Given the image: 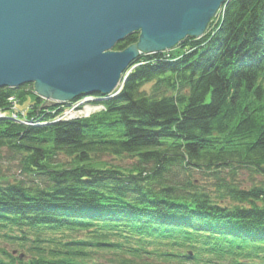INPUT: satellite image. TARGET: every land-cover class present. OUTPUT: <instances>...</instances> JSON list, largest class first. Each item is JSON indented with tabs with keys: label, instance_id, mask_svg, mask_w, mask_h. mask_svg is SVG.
<instances>
[{
	"label": "trees",
	"instance_id": "1",
	"mask_svg": "<svg viewBox=\"0 0 264 264\" xmlns=\"http://www.w3.org/2000/svg\"><path fill=\"white\" fill-rule=\"evenodd\" d=\"M179 47L140 55L90 118L0 119V159L25 178L0 174V264H264V0H228ZM32 86L0 88V110ZM33 97L29 118L50 122Z\"/></svg>",
	"mask_w": 264,
	"mask_h": 264
},
{
	"label": "water",
	"instance_id": "2",
	"mask_svg": "<svg viewBox=\"0 0 264 264\" xmlns=\"http://www.w3.org/2000/svg\"><path fill=\"white\" fill-rule=\"evenodd\" d=\"M226 1L0 0V88L33 83L41 107L109 95L140 55L204 36Z\"/></svg>",
	"mask_w": 264,
	"mask_h": 264
},
{
	"label": "rangeland",
	"instance_id": "3",
	"mask_svg": "<svg viewBox=\"0 0 264 264\" xmlns=\"http://www.w3.org/2000/svg\"><path fill=\"white\" fill-rule=\"evenodd\" d=\"M227 1H226V3H227ZM226 3L224 5V7L219 11V13L215 17V19H213L212 22L209 24L208 29H207L205 35L202 36L201 38L210 36L215 31H217L219 29L220 23H221V21L223 19L224 11H225V8H226ZM194 39H200V38H194ZM114 50H116V49L114 48ZM171 51H174L175 53H178L179 54V53H182V52H184L186 50H185L184 47H176L175 49H173ZM167 52H169V51H167ZM152 54H156V53L142 54V55H152ZM136 66H137V64L136 65H132V66H130V65L128 66V68L125 71L126 72L125 73L126 74V77H128V75L130 74V72ZM31 92H33V96H36L35 93H34V91H31ZM33 96H30V94H29V96H24L25 99L23 101H21L20 98H18V97L17 98L10 99L11 107H12V109L14 108L13 109V112L14 113L13 114H11V112H8V113L10 115H12L13 117H15V115H18V114L15 113L14 110H16L15 108H16L17 104H19V105H21L25 109V111L24 110L23 111L21 110L22 113L19 114V115H24L23 117L26 116L27 118H29V116L27 114H25L24 112H26L29 109L32 111V108H29V107H32L31 104H33L34 101H36ZM83 97L85 99H87L89 97H92V95H89V96H85L84 95ZM95 97H96V95H95ZM42 103H43V101H41V103L39 102V104H38L39 108L41 107ZM74 107H75V104L74 105L72 104L70 106H67V107L63 108V114H57L58 111H61V106L57 107L59 110H54L53 107H51V108L41 107L40 109L38 108V112L43 111L45 113H49V114H51V115L54 116L53 120L54 119H57V121L58 120L59 121H63V120H66L67 119L65 117H68V119H69V117L71 116V113L68 112V111H70V109H74ZM100 107L103 110V107L102 106H89L88 105L83 110H80V111L74 110L76 112L74 115H76V114L77 115H81V117L83 119H87V118H90V117H88V115L91 112H95L94 115L99 114L100 111H101ZM67 113H70V114H67ZM2 115H3V113H2ZM105 159H109V160L112 161V159H110L109 157H105ZM134 161L135 160L132 159V158L125 157V158H122L120 161L114 160L113 162L114 163H119L120 165H122L124 167H129V166L132 165V163H134ZM0 169H1V173H0L1 176H3L5 179H8L9 182H15L17 179H25L24 176L22 175V167H21V164L19 162V157L14 156L13 154H11V153H9L7 151L4 152L2 159H0ZM240 179L242 181L245 180V181L249 182V184L251 182H253L252 179H251V177L248 174H241ZM257 180L258 181L262 180V177L261 176H257L256 177V181ZM249 184H247V185H249ZM98 258H99V262L100 263H104V264H115L113 262H110V259L111 258L108 255L101 254V255L98 256Z\"/></svg>",
	"mask_w": 264,
	"mask_h": 264
},
{
	"label": "bare ground",
	"instance_id": "4",
	"mask_svg": "<svg viewBox=\"0 0 264 264\" xmlns=\"http://www.w3.org/2000/svg\"><path fill=\"white\" fill-rule=\"evenodd\" d=\"M225 5V4H224ZM224 5H223V7H224ZM222 7V8H223ZM184 41V40H183ZM183 41H181L180 43H182ZM179 45L180 44H178L176 47H179ZM175 47V48H176ZM174 48V49H175ZM173 50V49H172ZM168 50H165V51H163V52H167ZM163 52H159V53H163ZM169 52H172L171 50H169ZM126 72H124L123 73V77H122V79H121V81H120V83H119V85L117 86V89H115V91L114 92H112L111 94H107V95H99V96H96L95 97V95L93 94L92 95V97H89V98H87V99H85L83 96L82 97H79V98H77V99H75V100H69V101H66V102H58V101H56V100H49V101H53V102H57L56 104H53V103H50V106H45V107H47V108H51V107H53L54 108V110H59L57 107H59V106H61V112L60 113H57V114H63V108H65V107H67V106H70V105H74L75 104V107H74V109H70V111H68V112H70L71 113V116L69 117V119H68V117H65V118H67L66 120H63V121H67V120H80V119H83L82 117H81V115H74L76 112L74 111V110H76V111H80V110H83L86 106H102L103 107V110L101 109V107H100V109H101V111L100 112H103L104 110H105V106H104V101H106L107 99H109V98H113V97H115L116 95H118L121 91H122V89H123V86H124V83H125V80H126V74H125ZM29 84H31V85H33V83H29ZM29 84H23V85H21V86H19V87H13V88H15V89H17V88H20V87H22V86H24V85H29ZM33 87V91H34V93H35V95L36 96H38L43 102H44V97H42V96H40V95H38L36 92H35V88H34V85L32 86ZM10 88H12V87H10ZM32 91V90H31ZM33 93V92H32ZM85 96H89V95H85ZM57 106V107H56ZM29 108H31V107H29ZM28 109V108H27ZM30 110V109H29ZM29 110H27L26 112H24L25 114H27L28 113V111ZM25 111V110H24ZM41 112H43V111H40V113ZM2 113H3V111H0V119H3V118H12V120H14V121H18V122H20L21 124H23V125H30V126H35V125H46V124H48V123H53V122H59V120L57 121V119H54L53 120V118L51 119V120H49L50 122H40V121H38L37 120V118H34V117H32V118H28V119H26L25 117H23L24 115H21V116H18V115H15V117H13V116H7V114L6 113H3V115H2ZM70 113H67V114H70ZM95 114V112H91V113H89V115H88V117H92L93 115ZM28 115V114H27ZM66 115V114H65ZM73 116V117H72ZM17 118H19V119H17ZM75 118V119H74ZM133 164V163H132Z\"/></svg>",
	"mask_w": 264,
	"mask_h": 264
}]
</instances>
